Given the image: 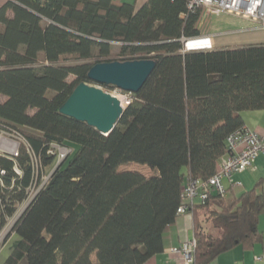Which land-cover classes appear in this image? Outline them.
Wrapping results in <instances>:
<instances>
[{
  "label": "trees",
  "instance_id": "trees-1",
  "mask_svg": "<svg viewBox=\"0 0 264 264\" xmlns=\"http://www.w3.org/2000/svg\"><path fill=\"white\" fill-rule=\"evenodd\" d=\"M188 1L0 7V134L16 133L19 142L17 155L0 152V223L26 202L1 264L144 263L163 249L183 184L213 175L243 113L264 110V42L184 50L200 12ZM134 59L156 65L107 134L59 111L79 83L96 84L87 77L93 64ZM54 144L71 152L42 182ZM129 163L151 174L120 169ZM224 196L210 191L188 208L190 264L261 240L264 177L229 202Z\"/></svg>",
  "mask_w": 264,
  "mask_h": 264
},
{
  "label": "crops",
  "instance_id": "crops-1",
  "mask_svg": "<svg viewBox=\"0 0 264 264\" xmlns=\"http://www.w3.org/2000/svg\"><path fill=\"white\" fill-rule=\"evenodd\" d=\"M116 3H130L139 7L147 0H112ZM6 0H0V7ZM201 11V10H200ZM212 22V27H198L190 32V41L186 43L189 49H219L225 47L241 46L248 43L264 42V30L246 18L229 13ZM244 125L264 137V110H248L243 113ZM264 177V154H258L252 166L242 172L233 174V180L240 181V185L228 187L224 201H231L242 192L251 189L259 178ZM187 179V178H186ZM186 180H184L185 182ZM228 186L227 181H225ZM258 228L262 238L249 250H244L240 245L234 246L219 254L211 264H264V214L258 217ZM194 238V219L192 214L185 212L178 214L163 234V249L150 257L142 264H185L182 255L170 251L171 247L179 246L187 240Z\"/></svg>",
  "mask_w": 264,
  "mask_h": 264
},
{
  "label": "built area",
  "instance_id": "built-area-1",
  "mask_svg": "<svg viewBox=\"0 0 264 264\" xmlns=\"http://www.w3.org/2000/svg\"><path fill=\"white\" fill-rule=\"evenodd\" d=\"M187 8L190 11L206 9L214 14L222 12L233 14L255 22L260 29L264 30V0H189ZM185 39L183 38V41ZM184 50H187L186 44ZM125 92L123 91L124 99L128 104L131 100L130 92ZM18 145L16 133L0 134V152L17 155ZM227 145L230 154L219 160L218 168L213 175L205 180L188 179L183 184L177 214L187 212L197 200L205 201L210 191L225 195L228 187L240 185V181L233 180V174L250 168L255 157L260 153L264 154V137L245 125L227 137ZM53 148L57 154V164L71 152V149L65 146L54 144ZM195 247L196 240L193 238L179 246L171 247L170 251L182 255L185 264H190Z\"/></svg>",
  "mask_w": 264,
  "mask_h": 264
},
{
  "label": "water",
  "instance_id": "water-1",
  "mask_svg": "<svg viewBox=\"0 0 264 264\" xmlns=\"http://www.w3.org/2000/svg\"><path fill=\"white\" fill-rule=\"evenodd\" d=\"M155 65L153 59L103 61L93 64L87 72V77L97 84L136 92ZM125 107L116 95L93 84L81 82L59 107V111L107 134L115 126Z\"/></svg>",
  "mask_w": 264,
  "mask_h": 264
},
{
  "label": "rangeland",
  "instance_id": "rangeland-1",
  "mask_svg": "<svg viewBox=\"0 0 264 264\" xmlns=\"http://www.w3.org/2000/svg\"><path fill=\"white\" fill-rule=\"evenodd\" d=\"M222 16L223 15H215L214 13H210L208 10L203 9L200 11V17L198 20V27L199 28H201V27L211 28L212 22L215 21V19H220ZM189 41H190V39H189V37H187L184 40V43L186 44ZM74 61H75V59L70 57L68 59H65L63 63L74 62ZM89 84H93L95 86H98V87L102 88L103 90L116 95L117 97L120 96V98H122V99L125 98V94L123 93V91L119 90V88H117V87H114V86L104 87V86L97 84V83L96 84L89 83ZM4 133L5 132H3V134ZM15 140H17V139H15ZM56 164H57V159H55V161L52 165L42 168L41 175H40V180L42 182L44 180H46L47 176L49 175L50 170L55 168ZM120 169L121 170H123V169L137 170V171H140L146 175L151 174V170L146 165H141L138 163H129L126 165H122L120 167ZM36 187H37V185L34 186L33 190H35ZM25 205H26V202L24 204L19 205L17 211L15 212V214L13 216L8 217L4 224L0 223V264L2 263L4 258L9 253V247H10L12 241L16 237L13 233L14 221L21 214V211L23 210Z\"/></svg>",
  "mask_w": 264,
  "mask_h": 264
},
{
  "label": "bare ground",
  "instance_id": "bare-ground-1",
  "mask_svg": "<svg viewBox=\"0 0 264 264\" xmlns=\"http://www.w3.org/2000/svg\"><path fill=\"white\" fill-rule=\"evenodd\" d=\"M118 98L121 100V102H122V106H124V107H125V106H126V101H125V99H124V98H123V99H122V98H120V96H119Z\"/></svg>",
  "mask_w": 264,
  "mask_h": 264
}]
</instances>
